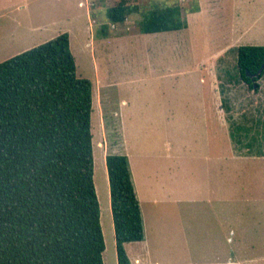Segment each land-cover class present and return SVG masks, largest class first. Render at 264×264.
<instances>
[{
    "label": "rangeland",
    "instance_id": "1",
    "mask_svg": "<svg viewBox=\"0 0 264 264\" xmlns=\"http://www.w3.org/2000/svg\"><path fill=\"white\" fill-rule=\"evenodd\" d=\"M79 1L15 3L18 39L29 33L24 19L29 10L46 28L10 52L3 31L0 62L68 33L76 73L92 81L94 184L104 264H118L105 156L122 153V144L132 151L177 150L178 183L195 201L159 216L167 218L165 231L148 234V264H264V156L251 153L257 143L249 151L230 137L231 119L249 128L244 142L264 128V75L257 89L249 88L239 77L235 52L241 44L264 45V0H123L129 12L116 23L106 11L120 0ZM168 7L186 27L141 31L148 15ZM41 10L45 14L39 17ZM6 20L5 14L0 17ZM139 241L126 243V252L144 251Z\"/></svg>",
    "mask_w": 264,
    "mask_h": 264
},
{
    "label": "trees",
    "instance_id": "2",
    "mask_svg": "<svg viewBox=\"0 0 264 264\" xmlns=\"http://www.w3.org/2000/svg\"><path fill=\"white\" fill-rule=\"evenodd\" d=\"M123 0L107 8L110 22L129 12ZM186 27L174 9L155 10L143 33ZM240 79L257 89L264 45L235 48ZM92 81L76 73L67 32L0 62V264H104L94 184ZM230 120V137L264 156L258 137ZM110 208L118 264H131L124 244L143 239L142 215L124 153H107Z\"/></svg>",
    "mask_w": 264,
    "mask_h": 264
},
{
    "label": "crops",
    "instance_id": "3",
    "mask_svg": "<svg viewBox=\"0 0 264 264\" xmlns=\"http://www.w3.org/2000/svg\"><path fill=\"white\" fill-rule=\"evenodd\" d=\"M19 0H3L0 1V17L5 14L8 18L5 22L0 21V38H2V32L8 33V41L6 42V50H13L15 45L19 44V41L25 39L34 38L35 31L38 29L42 30L41 27L46 28V24H39L35 22V16H30L31 10H29L24 17L28 20L30 26L28 28V34L19 37V21L16 14L13 13V5L18 3ZM79 4H83V1H79ZM8 9V12H3V8ZM18 8V4L15 5ZM10 14V15H9ZM45 12L41 10L38 16L41 17ZM61 14L54 15V20L59 18ZM15 39V40H14ZM37 45V44H36ZM35 46V45H34ZM33 47V46H32ZM31 48V47H30ZM29 49V48H28ZM6 52V51H5ZM17 53V51H16ZM14 53V54H16ZM14 54H10L13 56ZM10 56V57H11ZM9 58V57H8ZM226 126V119H225ZM169 143V142H167ZM133 150V149H132ZM129 150L127 145H123L119 152L126 154L129 161L131 177L134 184L136 196L139 201L144 236L143 242L145 250L142 252L133 251L132 253L126 252L131 264H148L150 261L148 253V242L147 236L152 230L155 232L165 231L166 217L162 220L159 216L162 214H172L179 212V208L195 203L190 197L188 188L181 186L178 183L177 170H178V153L177 150L165 149L164 152L157 150L156 148L143 149L132 151ZM225 203V201H223ZM225 205V204H224ZM190 206V205H189ZM225 211V209H223ZM128 243V242H126ZM125 243V244H126ZM124 244V245H125ZM258 261V258H257ZM154 264H196L190 261H154Z\"/></svg>",
    "mask_w": 264,
    "mask_h": 264
},
{
    "label": "water",
    "instance_id": "4",
    "mask_svg": "<svg viewBox=\"0 0 264 264\" xmlns=\"http://www.w3.org/2000/svg\"><path fill=\"white\" fill-rule=\"evenodd\" d=\"M264 67V62L261 64L260 69L258 70V72H261L262 68Z\"/></svg>",
    "mask_w": 264,
    "mask_h": 264
}]
</instances>
